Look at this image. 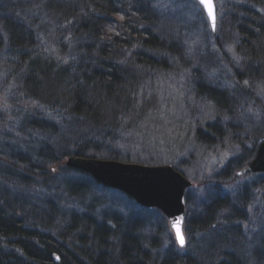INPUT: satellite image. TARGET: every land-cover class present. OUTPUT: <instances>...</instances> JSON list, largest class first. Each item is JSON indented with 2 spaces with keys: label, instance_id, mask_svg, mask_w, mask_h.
Returning a JSON list of instances; mask_svg holds the SVG:
<instances>
[{
  "label": "trees",
  "instance_id": "trees-1",
  "mask_svg": "<svg viewBox=\"0 0 264 264\" xmlns=\"http://www.w3.org/2000/svg\"><path fill=\"white\" fill-rule=\"evenodd\" d=\"M167 2L0 0V94L12 101L0 119V264H264V173L233 182L264 140V0H225L215 32L205 17L182 26L186 0ZM219 53L224 88L202 67L216 70ZM183 71L214 113L194 140L228 138L237 153L198 184L212 186L205 199L186 193L180 250L164 246L159 211L66 161L155 163L119 148L160 104L156 79ZM244 102L261 124L237 125Z\"/></svg>",
  "mask_w": 264,
  "mask_h": 264
},
{
  "label": "rangeland",
  "instance_id": "rangeland-1",
  "mask_svg": "<svg viewBox=\"0 0 264 264\" xmlns=\"http://www.w3.org/2000/svg\"><path fill=\"white\" fill-rule=\"evenodd\" d=\"M167 1L168 0H158V4H162L165 8H172L168 5ZM214 1L216 3L218 18V9L219 7H223L225 0ZM198 5L196 0H186L185 3L180 4L179 8L183 11V14H180L183 19L187 20L182 21V26L187 27L188 23L192 21L197 23L199 19L202 20L203 17H205V15L203 16L200 14ZM177 11L179 10L177 9ZM207 23L209 25V22ZM197 28H201V26L198 25ZM198 32L200 33L199 30ZM191 52L195 54V51L191 50ZM229 59V57L223 54L217 57L216 70L205 69V67L202 66L203 70H206V77H219L218 82L223 86L222 88L228 85L230 86L231 84V80H227L230 71ZM194 66H197L196 63ZM185 73L186 71H183L181 74L174 75L168 72L164 74L165 76H162L163 79H156L155 89L159 95L160 104L156 108L154 107L150 117L144 123H141L139 132L136 131L134 134L125 136L126 142H124L119 149L123 153H129L133 158L141 157L143 160H153L155 158V163L149 164V166L169 165L178 170L181 174L184 172V176L193 182L186 193H188L195 202L199 203L211 192L212 186L201 189L199 188L201 186L198 184L203 180L208 181L214 172L225 165L226 160L229 159L232 154L237 153V148L233 147L234 145L228 141V138H225L223 144L212 145L210 147L200 146L196 143L194 140V131L198 126L203 127L206 123L212 121L214 113L212 105L200 101L194 102L193 98L188 95V88L184 87V84H186L189 79L186 75L187 73ZM11 103L12 101L9 95L0 94V119L9 117ZM239 108V116L236 121L237 125L242 124L247 126L255 124L260 116L263 115L257 112L258 109H255L251 102H244ZM255 117L258 119H255ZM262 118H264V116ZM261 121L263 122V120ZM5 122H7V119ZM128 140L131 142H128ZM250 146L251 144L249 143L248 147ZM129 162L132 164L136 163L131 160ZM238 172H236L237 179L233 180L234 184L241 185L249 180L248 174L238 176ZM131 205L132 204L129 203L130 207ZM184 208L187 212L192 210L188 204H185ZM149 210L153 211L156 209ZM160 214L165 218L164 214L161 212ZM166 225V232L163 233V238L164 246L167 247L170 243L169 239L174 238V235L168 221ZM249 225L248 222V226ZM249 228L252 227L250 226Z\"/></svg>",
  "mask_w": 264,
  "mask_h": 264
},
{
  "label": "water",
  "instance_id": "water-1",
  "mask_svg": "<svg viewBox=\"0 0 264 264\" xmlns=\"http://www.w3.org/2000/svg\"><path fill=\"white\" fill-rule=\"evenodd\" d=\"M201 5L211 30L216 29V8L213 0H205L210 5ZM66 165L89 174L97 183L123 192L138 205L146 209L159 210L170 223L177 246H185L183 223L185 219L184 196L192 182L169 165L145 166L126 164L118 161L69 158ZM264 173V140L259 144L255 158L238 173ZM183 238V245L180 243Z\"/></svg>",
  "mask_w": 264,
  "mask_h": 264
},
{
  "label": "snow or ice",
  "instance_id": "snow-or-ice-1",
  "mask_svg": "<svg viewBox=\"0 0 264 264\" xmlns=\"http://www.w3.org/2000/svg\"><path fill=\"white\" fill-rule=\"evenodd\" d=\"M201 4H203L206 8H210V5H208L207 3H205V0H200ZM180 243L181 245H183L184 241H183V238L180 237Z\"/></svg>",
  "mask_w": 264,
  "mask_h": 264
},
{
  "label": "bare ground",
  "instance_id": "bare-ground-1",
  "mask_svg": "<svg viewBox=\"0 0 264 264\" xmlns=\"http://www.w3.org/2000/svg\"><path fill=\"white\" fill-rule=\"evenodd\" d=\"M186 191H187V189H186ZM185 197H186V195L184 196V205L186 204ZM142 208H143V207H142ZM186 212H187V211H186ZM183 227H184V223H183ZM186 245H187V244H185V246H184V247H186ZM178 249L182 250L183 248H178Z\"/></svg>",
  "mask_w": 264,
  "mask_h": 264
}]
</instances>
